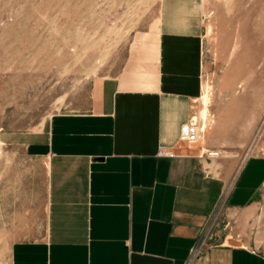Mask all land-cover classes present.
Returning a JSON list of instances; mask_svg holds the SVG:
<instances>
[{
  "label": "crops",
  "instance_id": "1",
  "mask_svg": "<svg viewBox=\"0 0 264 264\" xmlns=\"http://www.w3.org/2000/svg\"><path fill=\"white\" fill-rule=\"evenodd\" d=\"M205 10L204 0H161L84 106L25 136L21 153L44 186L33 202L27 188L15 216L11 264H264L245 239L264 214V156L233 179L227 111L209 103L207 124L199 115L216 76ZM198 120L200 140L184 141ZM220 221L245 242L217 233Z\"/></svg>",
  "mask_w": 264,
  "mask_h": 264
},
{
  "label": "rangeland",
  "instance_id": "2",
  "mask_svg": "<svg viewBox=\"0 0 264 264\" xmlns=\"http://www.w3.org/2000/svg\"><path fill=\"white\" fill-rule=\"evenodd\" d=\"M160 1L0 0V264H11L27 188H37L33 202L44 186L19 144L84 106L94 81L119 69L134 34L157 19ZM204 1L203 38L216 76L199 115L209 114V103L227 111L236 131L224 154L236 160L234 179L248 158L264 156V0ZM261 218L249 222L254 233L245 239L264 254ZM227 223L217 233L243 243Z\"/></svg>",
  "mask_w": 264,
  "mask_h": 264
},
{
  "label": "built area",
  "instance_id": "3",
  "mask_svg": "<svg viewBox=\"0 0 264 264\" xmlns=\"http://www.w3.org/2000/svg\"><path fill=\"white\" fill-rule=\"evenodd\" d=\"M182 139L190 143H196L200 140V121L199 120L192 124H187L183 127ZM168 155L169 157H174V154L172 153H169Z\"/></svg>",
  "mask_w": 264,
  "mask_h": 264
},
{
  "label": "bare ground",
  "instance_id": "4",
  "mask_svg": "<svg viewBox=\"0 0 264 264\" xmlns=\"http://www.w3.org/2000/svg\"><path fill=\"white\" fill-rule=\"evenodd\" d=\"M202 114H203V113H202ZM206 115H208V113H207V111L205 110V111H204V115H202V116H204V117H203V122H204V123H206V122H205ZM208 118H209V117H208ZM206 124H207V123H206Z\"/></svg>",
  "mask_w": 264,
  "mask_h": 264
}]
</instances>
